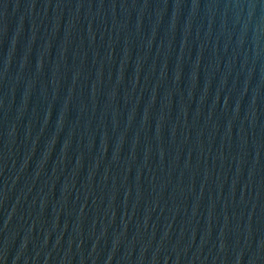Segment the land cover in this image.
<instances>
[{
    "label": "water",
    "instance_id": "obj_1",
    "mask_svg": "<svg viewBox=\"0 0 264 264\" xmlns=\"http://www.w3.org/2000/svg\"><path fill=\"white\" fill-rule=\"evenodd\" d=\"M0 264H264V0H0Z\"/></svg>",
    "mask_w": 264,
    "mask_h": 264
}]
</instances>
